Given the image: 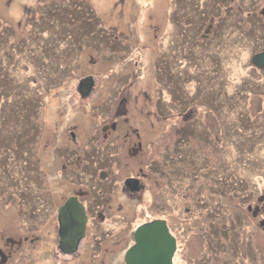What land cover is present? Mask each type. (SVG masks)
Instances as JSON below:
<instances>
[{
	"label": "rangeland",
	"instance_id": "rangeland-1",
	"mask_svg": "<svg viewBox=\"0 0 264 264\" xmlns=\"http://www.w3.org/2000/svg\"><path fill=\"white\" fill-rule=\"evenodd\" d=\"M198 2L0 0V92L10 96V105L5 108L2 106L5 95L0 93V140H4V144L0 145L1 188L4 185L21 188L22 184H34L33 180L36 181L39 175L42 194L36 202L41 205L40 208L46 206V210H50L52 202L44 195L49 196L51 187L46 192L43 185L48 182L64 189L68 186L62 176L64 163L57 159V163L53 164L50 155L52 148L56 147L55 130L59 128V134L69 138V133L61 131L63 124L77 125L78 130L87 125V137L84 138V134V139H80L78 131V142L71 145L83 156L75 157L72 166H84V169L67 174V180L86 182L89 179L107 184L109 212L115 214L118 221L104 227L112 232L122 229L116 237L106 239L102 253L93 248L88 239L82 250L76 248L74 256H68L60 251L64 232L62 215L61 222L59 218L53 220L46 217L40 230L36 228L35 233L30 234V238L36 240L35 245L42 244V252L38 250L33 257L43 259V264H122L115 261L123 259L132 241L130 232L134 230L133 225L140 226L145 220L158 217L166 219L167 227L173 234L169 232L178 240L174 256L176 263L181 264V259L185 264L203 263L196 258L204 250V260L209 262L208 239H211L210 248L217 245L223 246L224 250L228 248L227 237L220 236L217 226L213 231L216 235L206 230L213 222L211 215L219 212L214 219L215 224L225 223L231 219L232 211L237 212L235 198L240 192H249L247 195L253 197L264 188V136L257 134L256 127L257 122H262L264 114L260 111L259 102L254 99L262 92L259 85L264 82V71L254 69L252 63L247 62L253 52L264 47V24L254 18L248 19L246 11L257 8L253 3L249 8L248 3L233 2L232 9L238 11L228 13L224 23H219L221 34L217 33L214 52L210 49V53L206 48L213 43L202 38L206 23L204 21L200 29L197 25L201 20L200 11L194 9ZM210 12L212 10H206L202 16L208 17ZM89 76L92 86L87 94L82 95L79 89L81 79ZM242 83L249 84L235 91ZM125 92L130 99L126 107L122 100ZM116 95L119 98L113 105L120 110L127 108V118L143 117L140 124H144L149 122L147 118H155L156 114L165 124H171L169 128L163 126V130L157 133L148 132V136L158 135L165 141L155 146L160 164L164 165L163 179L152 181L154 185H147L142 192H136L138 188L135 187V194L127 192L132 190L128 186L132 182L127 178L140 172L141 167L144 172L148 171L147 163L139 162L145 160L146 154L143 151V157H134L126 149V144L137 140L134 128L139 133L144 129L124 121L122 124L128 127V132L118 129L111 133V139L104 136V132L110 129L105 130L104 125L119 118L117 109L111 105ZM191 95L197 104L192 106L190 113L206 119L201 122L188 119L183 124L178 112H181L182 103L193 104ZM201 103L205 106H199ZM206 106L218 108L221 118L225 119L227 114L231 119L229 124L221 121L227 124L223 128H229L231 134L226 135L224 142L220 141L224 148L219 145L217 151H214L215 148L212 151L207 147L220 156L216 161L201 152L194 153L197 142L206 134L211 142H219L215 120ZM12 111L11 119L3 123L4 119L10 118V115L7 118V113ZM34 117H37L40 128L35 139L28 133L27 121ZM174 121L178 124L172 125ZM199 123L205 124L200 126ZM187 124L192 125L193 131L180 130ZM174 129L180 130V137ZM120 132L122 135L118 137ZM257 135L260 138L256 139ZM118 138L124 144V150L119 147L120 144H115L120 142ZM176 138L181 141V146L186 147L171 150L166 143L174 142ZM138 139L142 141L141 135ZM239 140L245 143L244 147H239ZM68 141L71 143L70 138ZM57 149L54 148V152ZM37 150L41 156L38 167L32 159ZM223 152L225 157L221 155ZM178 155L179 159H174ZM85 169L88 172L84 173ZM102 172L109 173L107 178H101ZM18 178L24 182L16 183ZM223 178L231 181V185L246 184L237 194L227 196L221 193V186L218 185L225 181ZM165 181H170V184ZM210 181L215 185H210ZM84 186H88L90 198L104 200L98 192L104 185ZM26 187L29 191L33 189L31 184ZM53 189L56 192L54 199L62 200L60 188ZM207 189H210V201L204 197ZM24 195L27 199L30 192L25 191ZM30 199L34 202V197L30 196ZM203 205H212L215 210L209 212V209L205 215ZM13 210V207L7 209L10 216ZM41 212L45 215L44 209ZM120 216L124 217L121 218L124 223L120 221ZM237 218L241 217L233 216V220ZM12 220V217L6 218L4 225L11 224ZM128 220H132V225L126 223ZM181 220L190 228L185 235L181 234L184 226ZM246 225H240L242 232L251 230ZM127 230V238L120 240ZM72 237L73 234L67 239L68 243ZM214 239L218 242L211 244ZM230 255L237 256L236 253Z\"/></svg>",
	"mask_w": 264,
	"mask_h": 264
},
{
	"label": "flooded vegetation",
	"instance_id": "flooded-vegetation-1",
	"mask_svg": "<svg viewBox=\"0 0 264 264\" xmlns=\"http://www.w3.org/2000/svg\"><path fill=\"white\" fill-rule=\"evenodd\" d=\"M235 1H239L237 4H239L240 2H243L244 4L248 3V7L250 8L251 5L250 3H253V5H255L257 8L254 11L251 10H247V17L249 18H254L256 20H258L260 23L264 24V0H199V2L196 4L195 8L197 10V12H199L200 16H201V20L199 22L198 28H201V24L205 21V33H203L202 38L203 39H208L209 43H213V46L215 45V38L217 33L221 34V32L218 30V28L222 25L221 23H224V19L226 18L228 13H235L238 10L232 9L233 5ZM242 8V7H241ZM204 10V11H202ZM210 11L212 10V13L210 12L208 17H204L202 16V14L206 11ZM244 11V10H243ZM246 18V20H248ZM208 20V21H207ZM215 21V23H214ZM219 23L221 25H219ZM247 26V25H245ZM243 27V25H242ZM241 27V28H242ZM239 30V29H236ZM213 35V36H212ZM240 35V34H239ZM208 46L206 49L211 53L212 51L214 52L215 46ZM212 49V51L210 50ZM264 51V47L258 51H255L251 54L250 59H248L247 62H251L254 69H258V70H262L264 71V66L263 67H256V65L253 62V56L256 53H260ZM252 78L256 81V77L254 75H252ZM249 83H242V86L237 88L235 91L239 90V89H244ZM234 91V92H235ZM110 93V89L108 91ZM2 93V92H0ZM7 94V93H6ZM120 94V93H119ZM2 95H5V93H2ZM123 103L124 106L126 107L128 104L129 99V94L127 92H125L123 94ZM10 96H4V100L5 99L8 100V102L10 101L9 99ZM119 98V96H118ZM117 95L115 96L114 99H112L111 101V105L112 107L116 108V106H114L113 104L116 103V100L118 99ZM256 99L260 105H262V103L260 102L261 98L256 97L254 98ZM121 102V101H120ZM194 104L197 103H193L191 105H186L185 103L181 104V112L179 111L178 113L181 114V120L184 122L183 124H186L185 122H187L188 119L190 120H198L201 122V120L206 119L203 118L202 115H194L190 113V109L192 108V106ZM10 105V104H8ZM205 106L204 103L199 104V106ZM207 107V106H206ZM118 108V107H117ZM116 108V109H117ZM209 108V107H207ZM211 110V113L209 115H211L213 117V119L215 120L214 122V126H217V131H218V136H219V142L215 143V142H211L208 139V135L206 134L204 138L199 139V141L197 142V146L201 147L204 149L205 154H203L204 156H208V157H212L215 161L217 160V156L216 154H213L211 152V150L213 151H217L219 149V145H220V141L224 142V138L226 137V135H231L229 133V128H223L225 125L227 126V124L221 122V121H226V123H228V120H231L228 118L227 114H226V118L223 119L221 118L220 115V111L218 108H209ZM59 112V110H57ZM117 114L119 115L118 119H115V121H113L111 124H106L104 125L105 127L108 126L107 132H104V136L108 137L109 139H111V133L116 132L118 129V131H125L128 132V127L127 126H123L122 122L126 121L128 125H140L141 129L143 128L144 131H141L139 133L137 128H134L137 133L136 135L137 140H133L132 142H129L128 144H126V149H128V151L130 153H132V155H135L134 157H143V151L145 152V160L144 161H139L141 164L147 163V172L143 171V168L141 167V171L138 172L136 175L129 177L127 179H129L132 183H130L128 186H130V188L132 190H127V192H130L131 194H135V187L138 188L136 192H142L143 190L146 189L147 185H154V183H152V181L155 182H159L160 180L163 179L164 176V165L160 164V158L157 155V150L155 148L156 145L158 144H163L165 141H162L158 135H151L148 136V132H152V133H157L158 131L163 130L162 127L163 126H169L171 125L170 122H167V124H165L163 121H161V118H159L156 114H155V118H147V120L149 121L148 123H144V124H140L143 120L142 118H138V119H129L127 118V115H125L127 113V108L125 109H117ZM260 111H262V107H260ZM61 113V112H60ZM262 113V112H261ZM13 114V113H12ZM188 114H190L191 116H188ZM264 114V113H263ZM34 116V114H33ZM37 117H34L33 119V124H29V128L30 130L28 131V133L30 134V137L34 136V139L37 138V136L40 133V128L38 127L39 122L36 119ZM164 118L167 120V116L166 113L164 114ZM36 119V120H35ZM210 119V118H209ZM163 120V119H162ZM130 121V122H129ZM172 121V120H171ZM67 123L62 125V129L61 131L69 133V138L71 143L68 141L69 138H65L63 137L61 134H59V128H57L55 130L56 135H54V138L56 139V143L55 146L58 148L55 152H54V148L53 147L50 155L51 157H53L52 163L56 164L57 163V159L58 161H62V163H64L62 165V176L65 182V185L67 186V189H64L62 187H59L58 185H50L47 182V185H43V187L46 188V192L49 191V187H51V191H49V196L44 195L45 197H47L48 199L51 200L52 202V207L50 210H46V206H42L43 208H40L39 206H41L40 204H37L36 200L37 198L42 194L41 193V189H42V180L40 178V176H37V180L34 181L33 183H26L25 185H7V187L4 185V187H6V189H4V187L1 188L0 185V264H43V259H35L33 256L34 254L40 250L42 252L43 247L42 244L40 245H35L34 243L36 242L35 239H31V233H35V229L37 228V230H40V226H42V223L44 222L46 217H49L51 219L54 220V218L58 219L61 222V217H60V209L62 206H64L66 204V202L70 199V198H76L79 202L82 203L84 210H85V214H86V227H85V234L84 237L79 241L78 246H77V250L80 251L85 247V244L87 242V240L89 239L91 242V245H93V248L98 249L101 253L102 250H104V246H105V241L107 238L114 236H117V234H119V231L122 230L120 229L119 231L116 232H112L111 229H107V227H104V225H110L116 221H118V217L114 214H110L109 212V205L107 202V198L108 195L107 192L109 190L105 189V184L104 182L101 181H90L89 179L86 180V182H82L81 180L79 181H73V180H67V174L73 173V172H81L84 169V166L81 167H73L72 163L76 157L80 158L83 157L81 156V154H79L77 152V150L71 148L72 144H77L78 142V138H77V134L78 131L79 132V138L80 139H84L87 137V133L85 134L87 128L85 125L84 127H82L81 129H77V125L74 126H67ZM174 124H178V121H174ZM205 123H199L200 126H202ZM229 124V123H228ZM180 125V124H179ZM208 125L212 126V123H209ZM125 129H124V128ZM257 127V134L260 136H264V116L262 117V122L259 123L257 122L256 124ZM210 128V127H209ZM168 130V129H167ZM170 130V129H169ZM181 131L182 130H189V131H193L192 129V125H184L181 126ZM178 129H174L173 131L176 132V134L178 135V137H180V133L178 134V131H180ZM212 130V128H210V131ZM84 132V133H83ZM120 132V133H121ZM110 133V134H109ZM118 134V137H120L122 135ZM85 134L84 138L83 135ZM97 134V133H96ZM141 135L142 137V141H140L138 138ZM257 138H260L258 137ZM126 136V135H125ZM148 136V137H147ZM191 135H189L190 137ZM170 137V135H169ZM127 138H130V136H127ZM18 140V138L16 137V141ZM120 139L118 138L117 141H119ZM216 140V139H215ZM173 143V147H171V144L169 142H167L166 144L171 148V150H173L175 147H180L181 146V141H179V139H175ZM4 144V140H0V145L2 146ZM115 144H120V148L122 150H124L125 148L123 147L124 144L120 142H116ZM218 144V147H217ZM237 144H239V147H244L245 143L241 140H239V142H237ZM181 147H186V146H181ZM211 148L210 149H207ZM221 149L224 148V145H220ZM74 150L76 151V154L73 155ZM121 150V151H122ZM53 151V152H52ZM240 151V149H239ZM210 152V154H209ZM222 156L225 157L224 152L221 153ZM40 154L39 151H36V154L32 155V159H34L36 161V165L38 167L39 165V159H40ZM179 155L174 157V159H179ZM220 157V156H219ZM221 160V159H218ZM264 161V160H263ZM221 164V163H220ZM42 166V162L40 164V167ZM264 166V164H263ZM88 172V169H85L84 173ZM109 175V173H105L102 172L101 174V178H107V176ZM196 177V176H193ZM181 178V177H180ZM149 182H147V180ZM225 179V178H223ZM22 179L18 178L16 183H22L24 181H21ZM180 179H177V181ZM229 182V183H226ZM165 183L170 184V181H165ZM210 185H215V183H213V181L209 182ZM33 185V189H30V191L28 190L29 188L26 187V185ZM181 184V183H180ZM179 184V185H180ZM232 182L228 181L227 179H225L224 182H220L218 185L221 186L220 191L221 193H225L227 196L229 195H235L239 192V190L243 189V182H240L238 184L240 185H231ZM41 185V187H40ZM73 185L78 186L77 188H75ZM84 185H104V187H100V189H98V192L100 194L103 195L104 200L100 201V200H95L94 198H90V196H88V186H84ZM110 185V184H108ZM127 185V184H126ZM135 185V186H134ZM60 188V193H63L61 198L62 200H55L54 199V193L55 190L52 188ZM26 189V190H25ZM238 190V191H236ZM25 191L30 192V196L34 197V202H32V200L30 199V196L27 197L24 195ZM57 191V190H56ZM106 192V193H105ZM204 197L208 198L210 201V189H207L204 191ZM259 193H257L256 196L253 195V197L247 195L249 192L246 191H242L240 192L239 196H237L236 202H237V207L238 209L237 212L236 211H232L230 214L231 219H228L225 223H218L215 224V217L216 215L219 214V212H216L215 214L211 215V218L213 219V222H211L210 226H207L208 229H206L208 232L216 235L213 231L215 230V227L217 226L220 229V236H224L223 238L227 237V242L231 243L228 244L227 243V249L224 250L223 246H215V247H208L210 246L209 244V240L207 241V251H208V256L209 258L211 257L209 262H206L204 260L205 256H206V250L202 251V253L200 254V256L196 259H198L199 261H203V263H198V264H264V188L262 189V191H258ZM255 193V192H254ZM192 194V193H191ZM191 194L189 196H191ZM61 195V194H60ZM250 197V198H249ZM11 199V201H10ZM204 204V201H203ZM96 206V208H95ZM244 206H246L245 211H243ZM15 208V210H13V214L12 216L9 215L7 209L8 208ZM164 207V206H163ZM205 210V215H207L209 212H211L212 210L214 211L215 209H212L213 206L212 205H203L202 206ZM165 208V207H164ZM44 209L45 211V215L42 214L41 210ZM210 209V211H209ZM218 209V208H217ZM220 210V209H218ZM209 211V212H208ZM245 213V214H243ZM223 216H225V214H222ZM233 216H238L241 218H237L236 220H233ZM12 217L14 219V221L12 220L11 224H7L4 225L7 221L6 218ZM124 218L120 216V219ZM185 218V217H182ZM155 219H163L166 221V219L164 217H158V218H153L150 220H145L143 223L146 222H150L152 220ZM123 221L124 223V219L120 220ZM59 222V223H60ZM167 222V221H166ZM126 223H130L132 225V220H128ZM186 222L181 220V224L184 225ZM245 223H247L246 226L250 227V229L246 230V232H242L241 231V224L245 225ZM39 226V229H38ZM101 226H103V228H101ZM134 226V230L130 232V237H132V241H130V245L128 246L127 250L134 244L135 242V237H134V233H135V228L138 227L139 225H133ZM132 226V227H133ZM169 227V226H168ZM124 228V227H123ZM183 230H181V234H186L189 231V227L184 225L182 227ZM71 230V229H70ZM170 230V228H169ZM129 230H127L123 236L120 238V240H122L123 238H127V233ZM110 232V233H109ZM171 232V230H170ZM237 232V233H236ZM172 233V232H171ZM236 233V234H235ZM173 234V233H172ZM235 234V238H232V235ZM2 235V237H1ZM183 235V236H184ZM108 236V237H107ZM121 236V235H119ZM175 236V235H174ZM118 240V239H117ZM176 240V245L178 246V240L175 237ZM207 240V239H206ZM261 242H259V241ZM236 241V242H235ZM121 242V241H120ZM218 242V240L216 241L214 239V242L211 244H216ZM242 244V245H241ZM61 246V243H60ZM241 246V247H240ZM61 248V247H60ZM126 250V251H127ZM62 251V253L66 254V255H71L74 256L75 252L72 251L71 253H65L63 252L64 250H60ZM98 253V252H96ZM236 253L237 256H233L230 254ZM126 254V252H125ZM115 258H119L118 256H115ZM233 258V260H232ZM237 258L239 259V262L237 261ZM121 261L122 264H126L125 262V255L123 256V259H117L115 262L119 263ZM173 262L176 263V261L174 260L173 257ZM179 264V263H177ZM181 264H185L184 261L181 259Z\"/></svg>",
	"mask_w": 264,
	"mask_h": 264
},
{
	"label": "water",
	"instance_id": "water-1",
	"mask_svg": "<svg viewBox=\"0 0 264 264\" xmlns=\"http://www.w3.org/2000/svg\"><path fill=\"white\" fill-rule=\"evenodd\" d=\"M253 62L257 67L264 66V51L253 56ZM92 86L91 77L81 79V94H87ZM108 126L104 127L106 130ZM64 226L61 249L72 252L77 248L79 240L84 235L86 226V214L81 202L76 198H70L60 209ZM71 229V230H70ZM70 243L67 242L69 236ZM135 242L126 251V264H174L173 256L176 251L175 237L169 232L166 221L153 220L140 225L135 231Z\"/></svg>",
	"mask_w": 264,
	"mask_h": 264
},
{
	"label": "trees",
	"instance_id": "trees-1",
	"mask_svg": "<svg viewBox=\"0 0 264 264\" xmlns=\"http://www.w3.org/2000/svg\"><path fill=\"white\" fill-rule=\"evenodd\" d=\"M259 86L262 88V92H261V94L258 95V96H260L259 98H261L260 102L262 103V105H260V107H262V111H261V112H262V114H263V113H264V82L261 83ZM6 96H8V95H6ZM188 99H189V96H188ZM190 99L193 100V103L195 102V99H194V96H193V95L190 96ZM8 103H9L8 100L5 99V101L3 102L2 106L6 108V106H8ZM12 113H13V111H12V112H8V113H7V118L9 117V115H10V118H8V119H4L2 122L4 123L5 121H8L9 119H11V117H12V115H13ZM27 121H28L29 124H33V123H31V122H33V119H32V118H31V119H28ZM170 144H171V147H173V143H172V141H171ZM200 152H201L202 154H205L204 149L201 148V147H198V146H197V150H195L194 153H195V154H200Z\"/></svg>",
	"mask_w": 264,
	"mask_h": 264
}]
</instances>
